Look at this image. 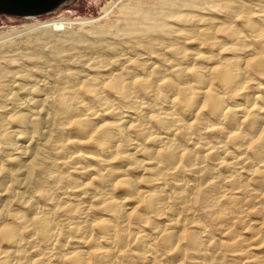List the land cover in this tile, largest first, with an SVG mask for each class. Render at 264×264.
<instances>
[{
  "label": "bare ground",
  "instance_id": "1",
  "mask_svg": "<svg viewBox=\"0 0 264 264\" xmlns=\"http://www.w3.org/2000/svg\"><path fill=\"white\" fill-rule=\"evenodd\" d=\"M120 5L0 36V264H264V0Z\"/></svg>",
  "mask_w": 264,
  "mask_h": 264
},
{
  "label": "rangeland",
  "instance_id": "2",
  "mask_svg": "<svg viewBox=\"0 0 264 264\" xmlns=\"http://www.w3.org/2000/svg\"><path fill=\"white\" fill-rule=\"evenodd\" d=\"M127 0H63L57 7L37 16L25 17L18 14L0 12V36L14 30H23L46 22L69 21L71 29L77 36L86 35L81 21H90L99 26L118 15L122 2ZM112 7V8H111ZM109 10L110 13H105ZM39 16V17H38ZM34 17V18H32Z\"/></svg>",
  "mask_w": 264,
  "mask_h": 264
},
{
  "label": "water",
  "instance_id": "3",
  "mask_svg": "<svg viewBox=\"0 0 264 264\" xmlns=\"http://www.w3.org/2000/svg\"><path fill=\"white\" fill-rule=\"evenodd\" d=\"M63 0H0V12L11 14H42L53 10Z\"/></svg>",
  "mask_w": 264,
  "mask_h": 264
}]
</instances>
